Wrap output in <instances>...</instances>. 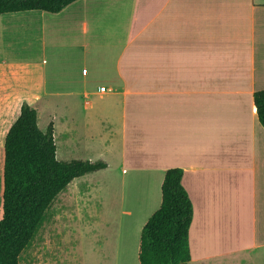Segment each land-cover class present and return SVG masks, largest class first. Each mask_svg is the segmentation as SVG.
<instances>
[{
	"label": "crops",
	"instance_id": "1",
	"mask_svg": "<svg viewBox=\"0 0 264 264\" xmlns=\"http://www.w3.org/2000/svg\"><path fill=\"white\" fill-rule=\"evenodd\" d=\"M263 90L264 0H79L0 16V101L67 108L72 147L79 134L88 161L107 163L91 175L111 172L112 149L124 186L143 172L136 183L150 193L169 169L184 171L190 264L264 251ZM95 139L105 152L93 153Z\"/></svg>",
	"mask_w": 264,
	"mask_h": 264
},
{
	"label": "trees",
	"instance_id": "2",
	"mask_svg": "<svg viewBox=\"0 0 264 264\" xmlns=\"http://www.w3.org/2000/svg\"><path fill=\"white\" fill-rule=\"evenodd\" d=\"M79 0H0V16L7 13L62 12ZM264 127V90L254 94ZM107 168L104 161H61L57 157L54 124L44 132L37 111L23 104L8 130L0 162V264H20L22 253L43 226L58 196L76 179ZM184 171L169 169L161 185V205L141 232L139 264H190L189 233L193 203L182 184Z\"/></svg>",
	"mask_w": 264,
	"mask_h": 264
},
{
	"label": "rangeland",
	"instance_id": "3",
	"mask_svg": "<svg viewBox=\"0 0 264 264\" xmlns=\"http://www.w3.org/2000/svg\"><path fill=\"white\" fill-rule=\"evenodd\" d=\"M53 100L64 103L65 99ZM14 104L0 101V162L5 136L21 110V106ZM34 109L38 113V126L42 131L45 132L50 123L54 124L59 160H89L88 155L82 152L79 134L76 135L74 148L72 147L66 125L70 116L67 108H50L39 106L38 103ZM79 112V108H74L71 113L74 118L77 117L81 130ZM95 140L92 143L93 153L105 152L100 148V139ZM110 153V173L104 176L90 174L79 178L58 196L40 231L22 253L20 264H139L138 246L133 248L134 239L136 235L137 238L140 236L143 227L139 223L144 219V214L150 213L152 206L157 205V200L161 202V186L159 189L153 187L150 193L148 187L139 188L136 182L143 172L131 173L129 178L134 182L126 186L121 181L112 180V176L118 173L113 170L116 167L113 149ZM90 180L94 182L98 199L92 193L83 192L85 185L81 181ZM152 181L156 183L154 179ZM149 194H154L156 205L148 206L146 197ZM143 197L145 202L139 205ZM231 262L238 264L237 260ZM246 264H264V251L250 254Z\"/></svg>",
	"mask_w": 264,
	"mask_h": 264
}]
</instances>
